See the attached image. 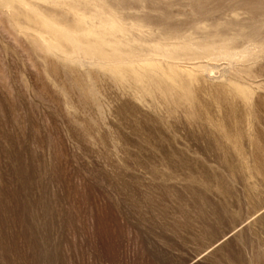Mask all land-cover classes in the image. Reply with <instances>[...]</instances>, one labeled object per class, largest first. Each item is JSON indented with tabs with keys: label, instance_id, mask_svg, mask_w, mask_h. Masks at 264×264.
Instances as JSON below:
<instances>
[{
	"label": "rangeland",
	"instance_id": "1",
	"mask_svg": "<svg viewBox=\"0 0 264 264\" xmlns=\"http://www.w3.org/2000/svg\"><path fill=\"white\" fill-rule=\"evenodd\" d=\"M0 264H264V0H0Z\"/></svg>",
	"mask_w": 264,
	"mask_h": 264
}]
</instances>
